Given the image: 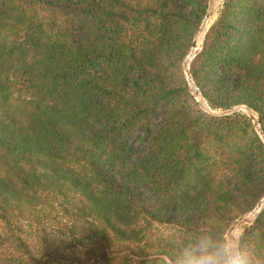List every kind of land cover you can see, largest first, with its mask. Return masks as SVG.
I'll list each match as a JSON object with an SVG mask.
<instances>
[{
  "label": "trees",
  "instance_id": "obj_1",
  "mask_svg": "<svg viewBox=\"0 0 264 264\" xmlns=\"http://www.w3.org/2000/svg\"><path fill=\"white\" fill-rule=\"evenodd\" d=\"M208 3L0 0V264H170L253 212L264 141L182 67ZM189 71L264 134V0H222ZM242 230L264 260V205Z\"/></svg>",
  "mask_w": 264,
  "mask_h": 264
},
{
  "label": "clouds",
  "instance_id": "obj_2",
  "mask_svg": "<svg viewBox=\"0 0 264 264\" xmlns=\"http://www.w3.org/2000/svg\"><path fill=\"white\" fill-rule=\"evenodd\" d=\"M170 264H264L251 237L237 228L190 232L173 243L166 254Z\"/></svg>",
  "mask_w": 264,
  "mask_h": 264
},
{
  "label": "water",
  "instance_id": "obj_3",
  "mask_svg": "<svg viewBox=\"0 0 264 264\" xmlns=\"http://www.w3.org/2000/svg\"><path fill=\"white\" fill-rule=\"evenodd\" d=\"M211 16H212V0H209L208 8L206 10V13H205V16H204V18L202 20L201 25L204 23V21L206 19L210 18ZM200 29H201V26L197 30V32H196V34H195V36H194V38L192 40L189 53L195 51V49L197 47L196 36H197V33L200 31ZM189 53L187 54L186 58L184 59V67H183V69H184L185 76H186V79L188 81V84L190 86V90H191L192 94L194 95V97L196 98L198 104L205 111L209 112L210 114H214V115H228V114H231V113L239 111V109L247 110L248 111V116L251 118V120H252V122H253V124H254L257 132H258V134L261 136V138L264 141V134H263V132H262V130L260 128L259 121H258V116L256 115V113L251 108H249V107H247L245 105H238V106H234V107L229 108V109L219 110L220 112H218V113H214V112L211 111L212 109L207 105L206 101L201 96L198 87L195 85V83H194V81H193V79L191 77V74H190V71H189V63H190V60L192 59V57L194 56L195 53L193 54V56L191 58L189 57ZM202 101L205 103V105H203ZM263 205H264V197L262 198V200L254 208L255 212L253 213V215L249 214L248 216L241 217V218L235 220L231 224V226L229 228L242 229L246 224L251 223L253 221V219L256 217L257 213L261 210Z\"/></svg>",
  "mask_w": 264,
  "mask_h": 264
},
{
  "label": "rangeland",
  "instance_id": "obj_4",
  "mask_svg": "<svg viewBox=\"0 0 264 264\" xmlns=\"http://www.w3.org/2000/svg\"><path fill=\"white\" fill-rule=\"evenodd\" d=\"M214 2H215V6L212 7V16H211V20H210V22H209L210 25L212 24V22H213V21L216 19V17H217L218 9L220 8V5H221L222 0H213V3H214ZM208 4H209V3H208ZM207 8H208V7H207ZM201 23H202V22H201ZM210 25H209V26H210ZM200 26H202V25L200 24ZM200 26H199V27H200ZM209 26H208V28H209ZM199 27H198V29H199ZM198 29H197V30H198ZM196 32H197V31H196ZM196 32H195V34H196ZM195 34H194V36H195ZM194 36H193V38H194ZM192 40H193V39H192ZM201 44H202V42H201ZM201 44H200L199 49L201 48ZM190 47H191V46H190ZM199 49H198V50H199ZM198 50H197V51H198ZM189 51H190V49H189ZM188 53H189V52H188ZM186 56H187V55H186ZM185 58H186V57H185ZM185 58H184V59H185ZM190 61H191V60H190ZM182 67H184V60L182 61ZM183 71H184V69H183ZM184 73H185V72H184ZM199 106H200V105H199ZM200 107H201V106H200ZM201 108H202V107H201ZM202 109H203V108H202ZM209 109H210V108H209ZM203 110H204V109H203ZM210 110H211V109H210ZM211 111L214 112V113H218V112H220L219 110H211ZM239 111L248 115V111L245 110V109H239ZM253 213H254V210H253V212L251 211V212H249V213H247V214H245V215H243V216H241V217L248 216L249 214L252 215ZM241 217H239V218H241ZM239 218H237V219H239ZM237 219H235V220H237ZM235 220H234V221H235ZM234 221H233V222H234ZM233 222H232V223H233ZM232 223H231V224H232ZM249 224H250V223H249ZM246 225H247V224H246ZM230 226H231V225H230ZM230 226H229V227H230ZM229 227H228V228H229ZM242 229H243V228H242ZM242 229H240V230H242Z\"/></svg>",
  "mask_w": 264,
  "mask_h": 264
},
{
  "label": "bare ground",
  "instance_id": "obj_5",
  "mask_svg": "<svg viewBox=\"0 0 264 264\" xmlns=\"http://www.w3.org/2000/svg\"><path fill=\"white\" fill-rule=\"evenodd\" d=\"M213 6H215V2L213 3V0H212V7H213ZM210 20H211V17L208 18V19H206V20L204 21V23L202 24L200 31L197 33V36H196L197 47H196L195 51L198 50V48L200 47L201 42H203V37H204V35H205V32H206L208 26L210 25V24H209ZM195 51H193V52H191V53L189 54V57H190V58L193 56V54L195 53ZM202 103H203V105H205V103H204L203 101H202ZM254 212H255V211H254ZM250 215H251V214H250ZM252 215H253V214H252Z\"/></svg>",
  "mask_w": 264,
  "mask_h": 264
}]
</instances>
